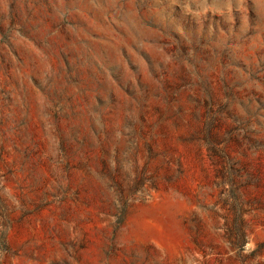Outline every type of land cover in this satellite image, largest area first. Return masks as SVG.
<instances>
[{"label": "rangeland", "instance_id": "obj_1", "mask_svg": "<svg viewBox=\"0 0 264 264\" xmlns=\"http://www.w3.org/2000/svg\"><path fill=\"white\" fill-rule=\"evenodd\" d=\"M0 264H264V0H0Z\"/></svg>", "mask_w": 264, "mask_h": 264}]
</instances>
